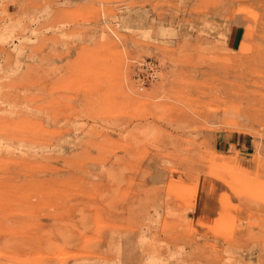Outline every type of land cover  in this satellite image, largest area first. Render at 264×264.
Instances as JSON below:
<instances>
[{"label":"rangeland","instance_id":"1","mask_svg":"<svg viewBox=\"0 0 264 264\" xmlns=\"http://www.w3.org/2000/svg\"><path fill=\"white\" fill-rule=\"evenodd\" d=\"M263 129L264 0H0V264H264Z\"/></svg>","mask_w":264,"mask_h":264},{"label":"crops","instance_id":"2","mask_svg":"<svg viewBox=\"0 0 264 264\" xmlns=\"http://www.w3.org/2000/svg\"><path fill=\"white\" fill-rule=\"evenodd\" d=\"M10 9V8H9ZM248 24L242 20L236 21L230 26L228 33V39L233 49H242L247 44L248 40ZM262 137L264 139V129ZM253 138L250 133L240 131H222L216 134L214 139V147L218 151L225 153L236 152L240 158L244 157L248 153V146L251 144ZM246 157V156H245ZM164 181L153 180L148 181L147 184L152 187L161 185ZM158 196V195H155Z\"/></svg>","mask_w":264,"mask_h":264},{"label":"built area","instance_id":"3","mask_svg":"<svg viewBox=\"0 0 264 264\" xmlns=\"http://www.w3.org/2000/svg\"><path fill=\"white\" fill-rule=\"evenodd\" d=\"M162 66L157 58L149 57L138 60L134 65L133 78L138 85H146L157 79L161 73Z\"/></svg>","mask_w":264,"mask_h":264},{"label":"bare ground","instance_id":"4","mask_svg":"<svg viewBox=\"0 0 264 264\" xmlns=\"http://www.w3.org/2000/svg\"><path fill=\"white\" fill-rule=\"evenodd\" d=\"M238 112H239V111H238ZM258 146H259V145H258ZM258 146H257V147H258ZM258 150H260V147H258Z\"/></svg>","mask_w":264,"mask_h":264}]
</instances>
